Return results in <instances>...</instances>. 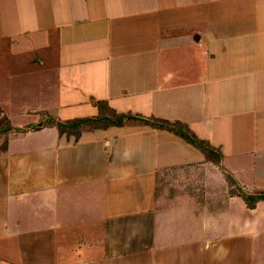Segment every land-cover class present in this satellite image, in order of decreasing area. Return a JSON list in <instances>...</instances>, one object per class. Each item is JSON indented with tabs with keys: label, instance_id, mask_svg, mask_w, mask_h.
<instances>
[{
	"label": "crops",
	"instance_id": "crops-1",
	"mask_svg": "<svg viewBox=\"0 0 264 264\" xmlns=\"http://www.w3.org/2000/svg\"><path fill=\"white\" fill-rule=\"evenodd\" d=\"M0 264H264V0H0ZM18 120V123L15 121ZM22 122V123H20ZM215 186V188H214Z\"/></svg>",
	"mask_w": 264,
	"mask_h": 264
},
{
	"label": "trees",
	"instance_id": "trees-1",
	"mask_svg": "<svg viewBox=\"0 0 264 264\" xmlns=\"http://www.w3.org/2000/svg\"><path fill=\"white\" fill-rule=\"evenodd\" d=\"M94 104L99 109V115L96 118L75 119V120H70L66 122H60L46 114L43 116L44 118L42 121H39L36 124H32L31 126H28L25 129V131L40 130L44 127H57L60 134H64V133L72 134L73 133L75 134L76 137H78V135L80 134V128L85 125L99 124L98 127H95V129H105L111 126H123L124 124L127 123V121H130V120L132 121L139 120L140 122L144 124L152 125L154 127L161 128L168 132L178 135L179 137L184 139L187 143H189L190 145L200 150L208 160L212 161L213 163L217 165H220L221 154L219 153V151L214 149L208 142L197 138L184 124H181L179 122L170 123L167 121L150 122V121H147L141 118H136L130 115L116 114L114 111L109 109L106 106V104L103 102L94 101ZM103 106L105 107L107 113H103V109H102ZM12 129H13L12 126H10L9 124V126L6 127L5 130H3L1 128V123H0V134L7 135L9 132L12 131ZM229 180L232 183V186L238 190L239 194L237 195L243 198L247 208L253 209L258 202L264 201V193H254V194L247 193L239 189L240 186H238V184L232 178H230V176H229Z\"/></svg>",
	"mask_w": 264,
	"mask_h": 264
},
{
	"label": "rangeland",
	"instance_id": "rangeland-1",
	"mask_svg": "<svg viewBox=\"0 0 264 264\" xmlns=\"http://www.w3.org/2000/svg\"><path fill=\"white\" fill-rule=\"evenodd\" d=\"M0 57H1V55H0ZM3 75H5V74H1L0 75V77L1 76H3ZM2 88H0V97H2V90H1ZM103 113H107V111H106V109H105V107L103 106ZM2 113H3V111L1 110V107H0V123H1V128L3 129V130H5V128L6 127H8L9 126V124H10V122H7L8 121V118L6 117V116H4V115H2ZM43 116H42V118H40V120L39 121H42L43 120ZM7 120V121H6ZM70 121V120H69ZM16 123H18V120L17 121H15ZM20 123H22V122H20ZM32 125V124H31ZM31 125H28V126H31ZM98 125L99 124H90V125H85L86 127H88V128H91V129H95V127H98ZM10 126H11V124H10ZM28 126H25L24 128H21V129H16V128H13L12 129V131L11 132H9L7 135H5V134H0V151H2L3 150V148L5 147V144H6V142H7V140H9V137H10V134L12 133V135L13 136H15V137H17V136H19V135H22V134H26V132L27 131H25V129L28 127ZM84 126V127H85ZM44 128H48V127H44ZM82 128V127H81ZM80 128V129H81ZM43 129V128H42ZM29 131H34V130H29ZM28 133V132H27ZM65 135H67V136H72V137H76L75 136V134H67V133H64ZM64 134H62V135H64ZM230 181V180H229ZM229 183H231V182H229ZM239 186V185H238ZM214 188H215V186H214ZM239 189H241V190H243L241 187L239 188ZM244 191V190H243ZM232 192H234V193H236V194H239V192H238V190L234 187V190L232 191ZM238 197H240V198H242L241 196H239V195H237ZM243 199V198H242ZM245 202V201H244Z\"/></svg>",
	"mask_w": 264,
	"mask_h": 264
}]
</instances>
